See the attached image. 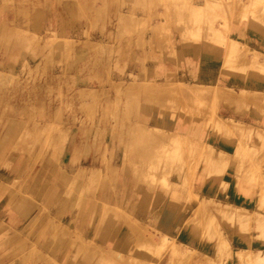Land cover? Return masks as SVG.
<instances>
[{
  "label": "rangeland",
  "instance_id": "rangeland-1",
  "mask_svg": "<svg viewBox=\"0 0 264 264\" xmlns=\"http://www.w3.org/2000/svg\"><path fill=\"white\" fill-rule=\"evenodd\" d=\"M0 264H264V0H0Z\"/></svg>",
  "mask_w": 264,
  "mask_h": 264
},
{
  "label": "crops",
  "instance_id": "crops-1",
  "mask_svg": "<svg viewBox=\"0 0 264 264\" xmlns=\"http://www.w3.org/2000/svg\"><path fill=\"white\" fill-rule=\"evenodd\" d=\"M175 49L177 51L180 50V55L183 61L189 62L191 64L195 63L197 64V72L193 74L194 78L189 79V84L194 86H206V87H217V86H227L230 88H236L237 90L239 88H245L248 91H255V82H251L250 80H247V83H240L238 82H228L220 77L221 72V65L223 62V53L219 49H212L210 56L208 54L204 53L206 50L203 46L198 48L197 46L191 45V46H185L180 47V49L175 45ZM210 65V68H206L207 65ZM193 70L192 67L186 66L184 68L185 75H188V71ZM207 71H210L207 73ZM226 118V117H223ZM236 121L241 122L243 125H250V111L244 112L242 116L235 117ZM192 133V132H191ZM217 150H221L224 153L229 152L226 147L222 145H218ZM221 146V148H219ZM250 148V146H249ZM121 198V196H120ZM121 204V202H120ZM139 214H144V212H139Z\"/></svg>",
  "mask_w": 264,
  "mask_h": 264
},
{
  "label": "bare ground",
  "instance_id": "bare-ground-1",
  "mask_svg": "<svg viewBox=\"0 0 264 264\" xmlns=\"http://www.w3.org/2000/svg\"><path fill=\"white\" fill-rule=\"evenodd\" d=\"M250 13H251V12H249V14H250ZM245 15H246V14H245ZM246 17H247V16H246ZM243 19H244V18H243ZM253 19H254V18H253ZM229 46H230V45H229ZM239 52H240V51H239ZM241 52H242V51H241ZM245 52H247V51H245ZM228 54H229V53H228ZM228 56H229V55H228ZM228 58H229V57H228ZM230 58H231V57H230ZM243 58H244V57H243ZM240 60H241V59H240ZM236 61H237V60H236ZM241 62H242V61H241ZM245 62H246V61H245ZM243 64H245V63H243ZM243 67H244V66H243ZM243 67H242V68H243ZM240 68H241V67H240ZM238 70H239V69H238ZM242 72H243V71H242ZM194 87H195V86H194ZM194 87H193V89L195 90V92H196V91L198 92L199 89H200L199 91L201 92V89H202V88H200V87L197 86V87H196L197 90H196V88H194ZM191 88H192V85L190 86L189 91L191 90ZM198 88H199V89H198ZM203 89H204V88H203ZM175 90H176V89H175ZM179 90H180V89H179ZM181 90H183V89H181ZM181 90H180V91H181ZM189 91H188V92H189ZM190 92H191V91H190ZM178 93H179V92H178ZM242 93H243V92H242ZM242 93H241V94H242ZM202 94H203V93H202ZM180 95H182V94H180ZM192 95H193V94H192ZM231 95H232V94H231ZM238 95H239V94H238ZM238 95H237V96H238ZM250 95H251V94H250ZM239 97H241V95H239ZM245 97H246V95H245ZM185 98H186V97H185ZM233 98H234V97H233ZM189 99H190V98H189ZM242 99H243V98H242ZM190 100H191V99H190ZM252 101H253V100H252ZM253 113H254V112H253ZM232 124H234V122H232ZM235 126L242 127V125H241L240 122L236 123ZM233 127H234V125H233ZM144 129H146V128H144ZM149 129H150V128H149ZM151 129H152V128H151ZM151 129H150V130H151ZM146 130H147V129H146ZM250 130H251V129H250ZM147 132H148V131H147ZM178 137H179V136H178ZM180 138H182V137L180 136ZM183 138H184V137H183ZM186 139H189V138H186ZM184 141H185V140H184ZM186 141H187V140H186ZM176 142H177V141H176ZM182 143H183V140H182ZM262 144H263V143H262ZM112 207H113V206H112ZM109 208H110V207H109ZM109 208L107 207V208H106V211L108 210V212H110L111 209H113V210L115 209V208H110V210H109ZM204 208H205V207H204ZM227 208H228V207H227ZM227 208H226V209H227ZM113 210H112V211H113ZM115 210H116V209H115ZM230 210H232V212H233V209H230ZM230 210H229V211H230ZM235 210H236V209H235ZM118 211H119V210H118ZM113 212H114V211H113ZM199 212H200V211H199ZM230 212H231V211H230ZM236 212H237V211H236ZM115 213H117V212H115ZM117 214H118V213H117ZM107 215H109V214H107ZM118 215H119V214H118ZM233 215H234V213H233ZM235 216H236V215H235ZM109 217H110V216H109ZM237 217H238V216H237ZM237 217H236V219H239V218H237ZM123 220H124V219H123ZM163 223H164V222H163ZM142 231H143V230H142ZM142 233H143V232H142ZM155 235H156V234H155ZM224 244H225V242H224ZM224 246H226V244H225Z\"/></svg>",
  "mask_w": 264,
  "mask_h": 264
}]
</instances>
